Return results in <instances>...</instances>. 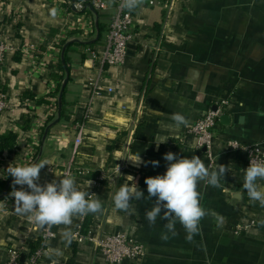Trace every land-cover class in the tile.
<instances>
[{"label":"crops","instance_id":"0c3cea01","mask_svg":"<svg viewBox=\"0 0 264 264\" xmlns=\"http://www.w3.org/2000/svg\"><path fill=\"white\" fill-rule=\"evenodd\" d=\"M103 2L104 10L82 14L68 6L66 12L60 11L55 0H0V42L10 46L0 69V92L7 94L9 104L0 112V135L16 134L18 146L17 151L3 153L0 181L8 179L9 164H28L30 140L58 119L55 103L60 83L68 77L63 116L61 112L45 141L43 133L33 161L48 162L40 172L41 184L62 178L77 124L92 96L89 78L97 74L90 51L101 50L117 5L116 0ZM53 9L59 10L55 16ZM86 19L95 27L88 37L79 30ZM132 32L126 63L106 69L102 94L94 100L74 162L77 187L95 194L103 211L76 216L68 228L74 235L78 230L125 232L145 245L142 258L122 264H264V207L250 200L243 188L246 154L227 145L230 140L264 141V0H178L169 15L163 7L140 6L134 11ZM26 45L36 48L39 60L30 58ZM65 52L69 72L60 67ZM225 97L232 99L218 120L213 142L216 164L210 168L209 158L188 130ZM174 113L184 115L187 123L177 125ZM137 152L144 161L159 164L133 166L127 159ZM167 152L199 156L210 171L219 165L229 169L220 187L200 181V203L208 215L191 242L178 221L176 235L168 232L165 241L161 234L167 231L166 221L158 217L149 225L146 219L155 198H147L145 179L166 172ZM123 159L128 169L114 174ZM101 172L108 173V179L98 185ZM129 174L145 198L133 199L128 210H119L113 195L129 183ZM8 182L0 194V263L7 260L10 249L26 256L40 233L27 215L17 213L9 195L12 183L6 192ZM65 230L64 225L56 226L57 237L49 243L44 264H107L93 242H79L74 236L67 244ZM56 249L62 254L56 255Z\"/></svg>","mask_w":264,"mask_h":264},{"label":"clouds","instance_id":"9594fccd","mask_svg":"<svg viewBox=\"0 0 264 264\" xmlns=\"http://www.w3.org/2000/svg\"><path fill=\"white\" fill-rule=\"evenodd\" d=\"M143 2L144 0H122V7L133 11ZM58 11L53 9L52 15H57ZM172 118L177 125L187 123L186 117L181 113H174ZM163 158L167 162L166 172L145 179L147 198H155L151 209L146 212V219L149 225H154L158 217L166 221L164 228L167 231L161 234V239L165 241L169 239L168 232L176 235L175 225L178 221L185 229L186 240L191 242L200 232L201 220L208 215V211L200 203V181L220 187V181L229 169L225 165H219L210 171L204 161L196 155L189 158L167 152ZM127 160L136 167L141 164L146 166L148 163L159 164L158 161H144L138 152ZM46 165L47 161L15 166L9 164L6 171L8 176L13 178L9 195L14 197L17 213L27 215L37 226H66L62 235L65 242L71 244L74 234L68 226L72 224L73 218L102 212V203L95 198V194L80 190L76 178L72 175L41 184L40 172ZM126 180L129 183L122 185L113 195L114 206L124 211L128 210L133 199L145 198L144 192L140 190L132 175H127ZM259 181H264V161H250L245 169L243 188L250 200L259 202L260 206L264 207V185L258 183ZM91 183L90 180L89 184ZM17 185L20 186L19 189ZM54 252L56 255L62 254L59 249Z\"/></svg>","mask_w":264,"mask_h":264},{"label":"built area","instance_id":"2783aa9c","mask_svg":"<svg viewBox=\"0 0 264 264\" xmlns=\"http://www.w3.org/2000/svg\"><path fill=\"white\" fill-rule=\"evenodd\" d=\"M178 0H144L141 6L148 8L163 7L166 8L168 15L175 7ZM60 11L66 12V7L72 8L75 12L85 14L87 3H90L96 11L104 10L106 5L103 0H55ZM115 13L110 20L105 42L101 50L92 49L90 51V61L92 68L97 70L95 77H90L89 81L92 84L93 92L88 102V109L77 124L76 137L71 152V159L65 167L62 178L68 175L74 176V162L80 147L85 140L86 120L89 118L94 100L102 94L103 76L108 67H119L126 63L128 56V46L134 39L132 27L134 24V12L122 7V0H116ZM82 34L86 37L95 33V27L92 20L86 19V23L79 27ZM68 32L64 34L67 38ZM27 54L33 60H39L35 54L33 46L26 45ZM10 46L7 42H0V69L5 63V59ZM112 92V89H109ZM231 97H225L215 102L216 108L210 107L206 110L200 119H198L188 130V134L195 137L196 147L202 150L210 160V168L216 164L215 155L213 153V142L215 132L219 125V118L223 113V108L229 104ZM27 105V104H26ZM9 108L7 94L0 92V112ZM56 110L51 112V115ZM45 125V124H42ZM44 130L37 132V136L30 140L27 146V163H33L34 158L38 153V145ZM229 150H240L246 154V168L250 161H264V141L254 144H244L238 140H230L227 143ZM119 160V159H118ZM117 164L114 174L122 175L128 169V163L123 159ZM119 166V171H118ZM2 172V171H1ZM3 178H6L4 176ZM61 178V179H62ZM108 173L101 172L97 178L96 184L100 185L107 181ZM39 227V226H38ZM39 240L41 245L35 251H28L26 256L22 250L10 249L7 260L0 264H44V261L49 253V243L57 237L56 226L51 228L39 227ZM76 240L82 242L89 240L97 247L100 254L103 256L107 264H122L126 260H138L145 254V245L135 241L125 232L115 234H107L105 232H88L82 233L78 230L75 235ZM22 255L24 259L22 260Z\"/></svg>","mask_w":264,"mask_h":264},{"label":"trees","instance_id":"16d2710c","mask_svg":"<svg viewBox=\"0 0 264 264\" xmlns=\"http://www.w3.org/2000/svg\"><path fill=\"white\" fill-rule=\"evenodd\" d=\"M135 10H133L132 12H134ZM87 13H95L96 10H91L90 8H87V10L85 11ZM100 29H101V25H99ZM60 67L62 69V71L66 70L67 72H69V67H68V59L66 57V52H65V58L64 60L61 62L60 64ZM63 78L61 77V80ZM64 80V79H63ZM61 86H62V83H60V87H59V92L61 91ZM66 90V89H65ZM65 90H64V93H63V97H62V102L59 103L58 99H57V102L55 103V106L57 107V109L59 110V107H61V112H62V116H63V112H64V104H65ZM58 92V93H59ZM28 129V128H27ZM45 132V131H44ZM17 135L14 134V133H7L5 135H0V168L2 166V156H3V153L5 152H14V151H17L18 150V146H17ZM12 177L9 176L7 180L5 181H0V194L3 192V190L5 189L6 187V184L7 182L11 179ZM88 228V223L86 222L85 225H84V231L85 229ZM41 245V242L40 240L35 242L33 244V247H32V250L30 252H33L35 251L37 248H39Z\"/></svg>","mask_w":264,"mask_h":264},{"label":"water","instance_id":"95a60500","mask_svg":"<svg viewBox=\"0 0 264 264\" xmlns=\"http://www.w3.org/2000/svg\"><path fill=\"white\" fill-rule=\"evenodd\" d=\"M87 8H90L91 10H94V7H93L90 3H87ZM66 47H67V46H66ZM66 47H65V49H66ZM67 83H68V77L64 80V82H63V84H62L61 91H60V95H59V99H58L59 103L62 102L63 93H64V90H65V87H66ZM60 116H61V107H59V110H58V119H57L55 122H53L52 124H50V125L46 128L45 133H44V136H43V141H45V139H46V137H47V135H48V132H49L50 128L53 127L55 124H57V123L59 122V120H60ZM11 183H12V180H10V181L8 182V185H7V188H6V192H7V189H8V187H9V185H10ZM2 197H3V196H1V198H2ZM23 259H24V255H22V260H23Z\"/></svg>","mask_w":264,"mask_h":264}]
</instances>
